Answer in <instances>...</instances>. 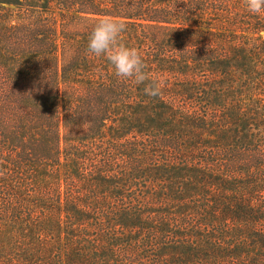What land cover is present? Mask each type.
Segmentation results:
<instances>
[{"label":"trees","instance_id":"trees-1","mask_svg":"<svg viewBox=\"0 0 264 264\" xmlns=\"http://www.w3.org/2000/svg\"><path fill=\"white\" fill-rule=\"evenodd\" d=\"M105 16L158 97L88 51ZM0 264H264V14L0 0Z\"/></svg>","mask_w":264,"mask_h":264},{"label":"clouds","instance_id":"clouds-1","mask_svg":"<svg viewBox=\"0 0 264 264\" xmlns=\"http://www.w3.org/2000/svg\"><path fill=\"white\" fill-rule=\"evenodd\" d=\"M250 14H264V0H244ZM126 22L111 16L100 18L88 37V51L95 57H104L113 66L115 75L121 80H132L136 85H144L147 96L158 97L163 89V81L152 79L146 73V64L136 47L123 42L122 33Z\"/></svg>","mask_w":264,"mask_h":264},{"label":"rangeland","instance_id":"rangeland-1","mask_svg":"<svg viewBox=\"0 0 264 264\" xmlns=\"http://www.w3.org/2000/svg\"><path fill=\"white\" fill-rule=\"evenodd\" d=\"M62 131V130H61Z\"/></svg>","mask_w":264,"mask_h":264}]
</instances>
